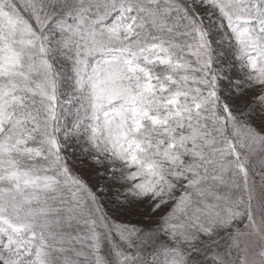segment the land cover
<instances>
[{
	"label": "snow or ice",
	"instance_id": "snow-or-ice-1",
	"mask_svg": "<svg viewBox=\"0 0 264 264\" xmlns=\"http://www.w3.org/2000/svg\"><path fill=\"white\" fill-rule=\"evenodd\" d=\"M0 264H264V0H0Z\"/></svg>",
	"mask_w": 264,
	"mask_h": 264
}]
</instances>
